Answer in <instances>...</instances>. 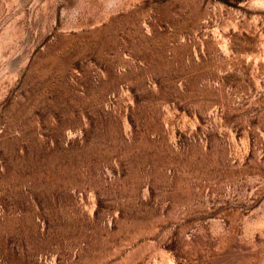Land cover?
Here are the masks:
<instances>
[{"label":"rangeland","instance_id":"374dc122","mask_svg":"<svg viewBox=\"0 0 264 264\" xmlns=\"http://www.w3.org/2000/svg\"><path fill=\"white\" fill-rule=\"evenodd\" d=\"M0 264H264V0H0Z\"/></svg>","mask_w":264,"mask_h":264}]
</instances>
